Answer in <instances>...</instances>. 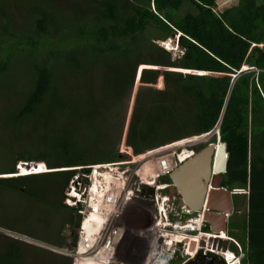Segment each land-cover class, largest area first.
Instances as JSON below:
<instances>
[{
  "label": "trees",
  "instance_id": "1",
  "mask_svg": "<svg viewBox=\"0 0 264 264\" xmlns=\"http://www.w3.org/2000/svg\"><path fill=\"white\" fill-rule=\"evenodd\" d=\"M217 5L218 0H101L87 23L70 36L54 31L51 22L54 13L39 7L33 30L26 37L27 49L35 58L32 64L35 87L15 118L35 115L52 95L60 94L59 80L63 78L55 64L61 63L67 72L76 73L80 88L86 91L87 86L80 80L99 66H106L105 57L118 55L125 64L117 74H112V83H109L110 72L104 75L102 93L107 92V98H112L109 104L104 97L101 100L105 102L98 103L100 98L95 97L92 85L90 93L87 92L89 100L83 97L82 90L79 94L83 100L75 98L79 117L86 112L84 105H91L90 109L94 105L96 112L92 116L89 113L86 119L79 118L80 122L85 121L83 128H87V133L81 126L80 138L73 136L69 145L64 144L61 158L22 156L17 161H45L50 169L118 162L124 157L119 148L127 125L137 66L161 65L158 73H163L158 80L161 79L165 89L139 87L127 145L136 153H143L209 133L222 120L221 139L229 152L223 186L249 190L250 264H264V0H239L237 6L219 14L215 11ZM3 17L6 19V14ZM4 30L7 34L10 26L5 24ZM149 30L158 32L160 40L182 33L180 46L184 55L173 61L171 52L165 48L154 42L152 47L148 46L143 35ZM43 48L48 57L43 58ZM136 53L142 56L132 61L131 55ZM245 66L249 68L246 71ZM165 67L182 69L187 74L168 69L164 72ZM8 69L9 63L0 60V80ZM193 72L221 75L202 76ZM89 77L94 83V78ZM107 111L116 117L109 118L104 133L98 134L100 120L95 116ZM106 133L109 135L98 145L100 152L96 161H84L81 156L87 154L80 153L85 147L84 150L74 148L76 143L86 141L87 150L93 152L96 145L89 144L92 135ZM7 171L16 173L15 165ZM74 174L55 171L40 176L0 178V189L23 192L28 198L55 205L52 202L56 195L61 196L68 189ZM40 177L50 178L40 180ZM77 238L71 244L72 249L77 246ZM17 243L0 248V264H19L22 251ZM59 258V264H73V258L63 255Z\"/></svg>",
  "mask_w": 264,
  "mask_h": 264
},
{
  "label": "rangeland",
  "instance_id": "2",
  "mask_svg": "<svg viewBox=\"0 0 264 264\" xmlns=\"http://www.w3.org/2000/svg\"><path fill=\"white\" fill-rule=\"evenodd\" d=\"M99 1L101 0H0V60H5L9 63V72L0 80V178L18 177V172H20V169L22 170L21 167L28 163L17 161L22 156L32 158L47 157L48 160H52L53 157L54 159L61 158L63 156L61 149L64 147V144L69 145L68 143L73 136L80 138L81 126L83 132L87 133L85 130L87 128H83L85 127V121L80 122L79 118L81 120L83 118L86 119L89 113L92 116L96 110L94 109V105H92V109H90L91 105L88 107L84 105L83 107L86 112L79 117V113L76 111L75 98L83 100L79 94L81 90L83 97L88 99L90 96L88 93H90L92 85L95 97L100 98L98 100L100 104L104 100L109 104L108 101L112 99L107 98V92L102 93V84L104 83V75L106 72H110L109 83H112V74H117L118 70L125 64L118 55L105 57L104 61L106 66H99V69L88 72V75L82 81L79 79L82 84L87 86V91L86 88H80L76 73L67 72L60 65L61 63L55 64L54 61L52 64L57 65L56 67L59 70L61 69L63 78V80H59L61 83L59 86L60 94L57 96L52 95L48 104L35 115L22 119L15 118L35 87L32 67L35 58L27 49L26 37L33 30L34 19L38 14L39 7H45L54 13L51 19V22L54 23V31L70 36L74 35L78 27L83 24L85 25L92 17L97 2ZM238 3L239 0H218L215 11L218 14L222 13L237 6ZM3 14H6V19L3 17ZM5 24L9 25L11 29L7 34L4 30ZM143 36L147 39L148 46L152 47L151 43L154 42L158 46L171 52L172 60L180 59L184 55V50L178 43L172 42L171 39L160 40L159 33L154 30L147 31ZM56 38L59 37L57 36ZM142 53L132 54L131 60H139ZM42 55L43 58L44 56L48 57L45 49ZM59 61L63 62L62 59H59ZM158 67L162 66L138 64L135 86L129 103L127 123L128 120L129 122L131 121L140 86H143L145 89L149 88L157 91H163L165 89L161 79L158 80V76L163 73H158ZM163 69L164 72L168 69V71L179 72L184 75L187 74V72H181L182 69L169 67ZM245 69H248V67L245 66ZM205 75L210 74L207 73ZM89 76L94 78V83ZM143 80L146 83H143ZM102 98L104 100H101ZM86 102L84 101V103ZM95 117H98L100 120V131L97 133L101 134L104 133L109 118H115L116 115L109 114L107 111V113H99ZM127 132H129V125ZM205 134L209 133H203L200 137ZM108 135V133L104 135H92L93 139L90 140L89 144L96 145H94L95 149L93 152L91 151L92 149L87 150L86 141H79L74 148L84 150L85 147V151L80 153V155L87 154L81 156L84 158L83 160L91 159L96 161L100 152L98 145L101 146ZM211 137L209 136L207 138ZM122 138L124 139V136ZM216 140H218L217 137H213L208 143H200L198 151ZM125 142L127 145V136ZM122 144L120 145L121 149ZM41 163L46 164L45 166L48 168H45V171H43L45 173L61 171V169H50L48 163L45 161H41ZM14 165L16 173H8L9 171L7 170L11 169ZM135 169L136 166H133L131 175ZM79 173H82V170L77 173L75 172L72 180ZM42 174L38 175L40 176ZM128 176L130 177V175ZM45 178L50 177H40L39 179L44 180ZM135 178L139 180V177L136 175ZM135 183L134 181L128 185L127 191L131 189L134 191L129 200L125 202L122 200V197V201L119 202L118 207L106 206L109 207L107 209L100 202L98 206L100 209L98 210L109 213V215H104L105 219H103V216L93 214L92 210H95L93 207L97 206V204L89 206L90 200L88 196V204L84 206L77 208L68 205L67 192L69 188L61 196L56 195L55 202H52L55 205L28 198L23 192H12L6 189H0V248H5L10 244L19 242L17 245L22 251V259L19 260V264H59V256L61 255L70 258L75 257L73 254L76 253V249H72L71 244H73L75 237H78L77 245L81 240L84 241L80 233L83 231L84 221L88 220L90 225H94L92 228L93 232L100 230L99 228L101 226L103 227L99 236V244L93 249L95 252L98 249L105 256L106 264H141L140 262L142 264H149L154 251L164 247L163 244H158L160 243L158 235L160 236L161 233L156 226L158 216L155 205L153 204L155 202L154 194H159V192L153 190L151 196L153 202L150 200L147 201L146 199L139 201V195L136 194L139 189V184ZM46 184L51 185L49 181ZM121 188L122 184L120 185L119 182L115 184V188L110 193L116 190L119 191ZM150 193L152 192L146 191L148 197H150ZM73 209L75 210L73 211ZM81 211H85L87 214L84 216ZM98 218L102 219L104 223L102 224L98 221ZM70 220L74 222L71 223ZM79 222L80 225L78 226ZM123 227L126 230L125 238L122 235ZM156 231L157 233L159 232L157 235ZM63 239H65L64 242ZM107 240L116 243L114 245V254H109L108 250H102ZM120 243L121 246L118 250ZM93 249L90 247L86 248V246L83 248V250L90 253L93 252ZM143 253L145 255L150 253L149 258H144Z\"/></svg>",
  "mask_w": 264,
  "mask_h": 264
},
{
  "label": "built area",
  "instance_id": "3",
  "mask_svg": "<svg viewBox=\"0 0 264 264\" xmlns=\"http://www.w3.org/2000/svg\"><path fill=\"white\" fill-rule=\"evenodd\" d=\"M218 128L215 129V132L220 135ZM199 137L200 135L187 137L158 148L146 150L143 153H136L132 147L125 144L126 140H124L122 149L120 148V153L124 157L118 162L72 168L76 173L81 170L82 173L75 176L76 179L74 177L71 180L67 192L68 205L77 208L84 206L88 204V196L89 206L93 204L99 206L102 202L105 208H107L106 206L118 207L120 201L128 200L134 192L132 189L127 191L128 185L134 181L136 183L139 181V189L151 187L159 191V194H154L155 202L150 198L147 200L152 201L155 205L158 216L156 226L161 233L160 236L164 239V247L154 251L149 264H174V261L181 258L183 261L180 264H190L197 254L206 256L210 252L220 253L218 248L214 247L213 244L210 245V239L205 238L213 235L203 232L204 214L198 213L197 216L191 217V211L180 205L174 193H164L172 188V184H165L162 180L196 155L199 144L192 140ZM182 143L186 144L181 147ZM133 166H136V169L131 175ZM135 175L139 177V180L135 178ZM119 182L120 185L122 184L121 190L110 193L115 188V184ZM102 185L105 186L102 187ZM93 208L95 209V206ZM81 213L84 216L87 214L85 211H81ZM92 228L93 226H91L90 233L84 234V230L80 233L81 238L84 237L85 244L83 242L78 243L76 253L73 254L75 259L78 258L77 255L81 253L84 246L93 249L99 244L101 233L97 234L99 230H95L93 233ZM235 243L239 249V259L242 260L245 254L238 242L235 241ZM109 245H111L110 240H107L102 250H108ZM83 251L84 255L79 257L82 264L88 261L90 264H94L106 260L105 256L100 255L101 252L98 249L96 252L93 249L92 253ZM108 253L110 254L109 250ZM224 256L227 264H236L235 261L231 260L228 253H225Z\"/></svg>",
  "mask_w": 264,
  "mask_h": 264
},
{
  "label": "crops",
  "instance_id": "4",
  "mask_svg": "<svg viewBox=\"0 0 264 264\" xmlns=\"http://www.w3.org/2000/svg\"><path fill=\"white\" fill-rule=\"evenodd\" d=\"M181 167V166H180ZM226 174V173H225ZM224 174V175H225ZM224 175L219 182V188H215V191L208 198L202 211L191 210L185 200L182 198L180 192L177 191V187L174 181L170 177V181L173 183V190L179 203L182 207L188 208L194 213H204L205 215V230L208 234H212L216 238L227 237L234 239L241 245L246 253L245 263L250 264L251 259L249 257V215H250V203H249V190L248 189H230L223 186ZM214 176V173H213ZM155 231V230H154ZM192 247V246H191ZM227 248L236 250V247L231 242H227ZM183 261L179 259L174 261V264H178ZM218 261L222 263L217 256L198 255L191 260L190 264H218Z\"/></svg>",
  "mask_w": 264,
  "mask_h": 264
},
{
  "label": "water",
  "instance_id": "5",
  "mask_svg": "<svg viewBox=\"0 0 264 264\" xmlns=\"http://www.w3.org/2000/svg\"><path fill=\"white\" fill-rule=\"evenodd\" d=\"M183 36L182 33L178 32L171 40L180 45ZM205 74L207 73L205 72L201 75ZM236 77L234 76V78ZM228 162L229 152L227 144L218 138L215 143H210L203 148L194 158L182 164L171 175L177 191L180 192L185 203L192 211H202L207 199H210V195L215 191V188L220 187L219 182L227 172ZM226 245L227 241L224 242L225 249ZM221 261L224 263L223 260Z\"/></svg>",
  "mask_w": 264,
  "mask_h": 264
},
{
  "label": "bare ground",
  "instance_id": "6",
  "mask_svg": "<svg viewBox=\"0 0 264 264\" xmlns=\"http://www.w3.org/2000/svg\"><path fill=\"white\" fill-rule=\"evenodd\" d=\"M209 136H212L211 138H207V137H209ZM218 137V133H215V131L214 132H212V133H209V134H205V135H203V136H201V137H199V138H195V139H193L192 141H194V143H196V144H200V143H208V142H210V140L213 138V137ZM186 143H188V142H186ZM186 143H182L180 146L182 147V146H184V144H186ZM21 167V166H20ZM30 167V168H29ZM22 168V170H23V172H25V174L26 173H36V174H41V172L42 171H45V168H47V167H45V164L44 163H30V162H28V163H26L25 164V166H23V167H21ZM48 169V168H47ZM21 170V169H20ZM31 170V171H30ZM100 183H101V181H100ZM137 184H139V181L137 182ZM105 185H103V187H104ZM139 186V185H138ZM148 190V192H150V187H146V188H141V189H138L137 190V192H136V194H138L139 195V201H144V199H151L152 197H148L147 195H146V191ZM152 190H154V191H157V192H159L158 190H155V189H152ZM152 190H151V192H152ZM151 194V193H150ZM130 198V197H129ZM129 200V199H128ZM128 200H126L125 202H127ZM152 200V199H151ZM114 201H115V199H114ZM113 201V202H114ZM148 201V200H147ZM146 201V202H147ZM129 203V202H128ZM98 209H100V207H98V206H95V210H92L93 211V214L94 215H97V216H103V219H105V214H108L109 215V213L107 212V211H100V210H98ZM107 209H109V207H107ZM122 209V208H121ZM144 210H145V208H144ZM100 212V213H99ZM112 212V211H111ZM115 212V211H114ZM119 212V211H118ZM99 213V214H98ZM120 213V212H119ZM105 215V216H104ZM98 221H100L102 224L104 223V221H102V219H100V218H98ZM111 221V220H110ZM85 222V221H84ZM92 224H94V223H92ZM157 225V224H156ZM91 226L92 225H90V222H88V220L84 223V227H83V230H84V234H86V233H90L91 232ZM93 227H94V225H93ZM96 228V227H95ZM103 227L101 226L99 229V233H97V234H100L101 233V229H102ZM124 228V230H122V232H123V237L125 238V234H126V230H125V227H123ZM119 231V230H118ZM94 233V232H93ZM159 233V232H158ZM157 233V231H156V235L158 234ZM158 237H159V239H160V243H158L159 245H162L163 244V238L161 237V236H159L158 235ZM84 238V237H83ZM154 238V237H153ZM224 238H227V237H224ZM155 239V238H154ZM123 241V240H122ZM161 241H162V243H161ZM81 242H83V243H85V240L83 241V240H81ZM110 243H111V245H109L108 246V250H109V252H110V254H114L115 252H114V250H115V247H114V245L116 244V243H113L111 240H110ZM192 245V244H191ZM119 247H118V250L120 249V246H121V243L118 245ZM155 251H157V249L155 250ZM82 252H84L83 251V249L81 250V253L80 254H78L77 255V259H75V264H82V262H81V260H80V256H83L84 254L82 253ZM100 255H102L103 256V254H101L100 253ZM150 255V253L148 254V255H145V253H143V256H144V258H149L148 256ZM154 255V254H153ZM229 256L231 257V258H233V256L232 255H230V253H229ZM152 257V256H151ZM108 258V257H107ZM131 261V260H130ZM142 261V260H141ZM107 262H97V263H94V264H106ZM141 264H142V262H140ZM83 264H90V261H88V262H85V263H83Z\"/></svg>",
  "mask_w": 264,
  "mask_h": 264
},
{
  "label": "clouds",
  "instance_id": "7",
  "mask_svg": "<svg viewBox=\"0 0 264 264\" xmlns=\"http://www.w3.org/2000/svg\"><path fill=\"white\" fill-rule=\"evenodd\" d=\"M249 69V68H248ZM248 69H245L244 70V68H243V70L244 71H246V70H248ZM242 70V71H243ZM200 72V71H199ZM189 73H192V72H189ZM197 74L196 72H193V74ZM197 75H199V74H197ZM203 76V75H202ZM234 77V76H233ZM128 125H129V120H128V123H127V127H128ZM221 125H222V120L219 122V124L216 126V128H218L219 130H220V135H218V137H217V139L218 138H220L221 139ZM127 127H126V132L124 133V139L122 140V141H124V140H126V136H127ZM215 128V129H216ZM214 131V130H213ZM213 131H211V132H213ZM215 133H217V132H215ZM217 141V140H216ZM215 141V142H216ZM221 141H222V139H221ZM215 142H211V143H215ZM122 144V143H121ZM120 149V148H119ZM201 151V150H200ZM200 151H198L197 153H196V155L200 152ZM121 154V153H120ZM195 155V156H196ZM194 156V157H195ZM193 157V158H194ZM192 159V158H191ZM188 160H190V159H188ZM187 160V161H188ZM186 161V162H187ZM30 163H37V162H30ZM185 163V162H184ZM183 163V164H184ZM46 165V164H45ZM182 165V164H181ZM180 165V166H181ZM46 167V166H45ZM74 168V167H73ZM179 169V168H178ZM60 170V169H59ZM177 170V169H176ZM31 171V170H30ZM61 171H73L74 172V170H72V168H64V169H61ZM44 174L45 172H41V174ZM174 173V172H173ZM172 173V174H173ZM36 173H26L25 174V172H23V170H20V172H18V175L19 176H29V175H35ZM171 174V175H172ZM36 175H38V174H36ZM171 175H169L168 177H166V178H164L162 181L165 183V184H172V188L171 189H169L168 191H166V192H164L165 194L167 193V194H169V193H171L172 192V190H173V183L170 181V177H171ZM70 186V185H69ZM69 188V187H68ZM153 188H151L150 187V191L152 190ZM152 194H153V190H152V193L150 194V196H152ZM179 201V200H178ZM188 209V208H187ZM198 213H201V212H198ZM198 213H194V212H191V217H193V216H197V214ZM201 214H204V213H201ZM204 223H205V215H204ZM203 232L204 233H207L206 232V230H205V226H204V228H203ZM208 234V233H207ZM212 235V234H211ZM206 239L207 238H209L210 239V245H212L213 244V246L214 247H216V248H218L217 250L220 252V253H217V252H210V253H208L206 256H208V255H212V256H217L218 258H220V260H223L224 261V263L225 264H227V260H226V258H225V256H224V254L225 253H228V255H229V253H230V255H232L233 256V258H231V260H233V261H235L236 262V264H246L245 263V258H246V253L244 252V249L242 248V250H243V252H244V254H245V256H244V258L241 260V259H239V256H240V253H239V249H238V247L236 246V243H235V240L234 239H229V238H216V237H214V236H211V237H208V236H206L205 237ZM215 240H218V241H215ZM219 241H222V242H219ZM225 241H227V242H231V243H233V245L236 247V250H234V249H232V248H227L226 247V249H225V246H224V242ZM237 242V241H236ZM239 244V243H238ZM78 246V245H77ZM77 246L74 248V249H77ZM241 246V245H240ZM200 255H203V254H200ZM181 262H182V260H181ZM180 262V263H181ZM180 263H178V264H180ZM223 263V264H224ZM73 264H75V257L73 258Z\"/></svg>",
  "mask_w": 264,
  "mask_h": 264
},
{
  "label": "flooded vegetation",
  "instance_id": "8",
  "mask_svg": "<svg viewBox=\"0 0 264 264\" xmlns=\"http://www.w3.org/2000/svg\"><path fill=\"white\" fill-rule=\"evenodd\" d=\"M218 264H223V263H221L220 261H218Z\"/></svg>",
  "mask_w": 264,
  "mask_h": 264
}]
</instances>
